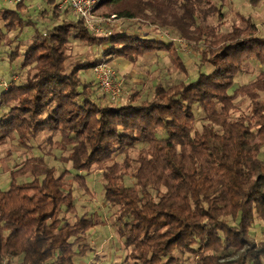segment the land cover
<instances>
[{"label":"trees","instance_id":"trees-1","mask_svg":"<svg viewBox=\"0 0 264 264\" xmlns=\"http://www.w3.org/2000/svg\"><path fill=\"white\" fill-rule=\"evenodd\" d=\"M216 1L100 0L96 8L107 17L145 20L186 42L198 56L194 78L175 42L114 30L96 36L52 0L45 32L16 13L23 1L15 10L0 8L8 31L33 28L30 47L8 55L9 63L22 56L25 77L0 90V148L15 140L31 149L46 133L45 143L60 153L56 160L70 165L58 172L46 154H34L9 171L8 188L0 190V264H74L90 252L85 236L99 222L79 216L74 189L87 193L85 177L94 171L104 201L115 209L125 263L182 264L189 254L195 264H264V37L249 18L223 32L224 0ZM213 17L217 23L207 25ZM71 40L104 50L67 72ZM157 52H165L189 81L156 84L151 98L141 102L134 93L114 106L79 78L113 59L133 65ZM248 63L263 71L235 88ZM237 98L248 102L250 112L232 118ZM196 110L205 121L200 130ZM257 220L263 227L259 242L250 235Z\"/></svg>","mask_w":264,"mask_h":264},{"label":"rangeland","instance_id":"rangeland-1","mask_svg":"<svg viewBox=\"0 0 264 264\" xmlns=\"http://www.w3.org/2000/svg\"><path fill=\"white\" fill-rule=\"evenodd\" d=\"M214 1L216 4H220L216 0ZM249 3L250 0H224L221 4L224 14L221 25L223 32L228 31L233 26H242L244 19L249 18L256 25L259 34L264 37V1L256 5ZM24 4L21 12L16 13L20 14L23 20H29L34 23V26L40 32H45L50 27V23L46 17L50 16L53 5L48 4L47 0H27ZM15 6L16 4H9L6 8L15 10ZM96 15L103 19L109 18V26L102 27L106 31L114 30L130 35H149L159 40L175 42L177 53L180 55L181 61L188 70V74L192 78L195 77L198 56L186 42L178 39L176 35L171 34L169 31L153 29L145 20H112V16L107 17L104 15L102 8L96 10ZM66 18L74 19L71 11L67 12ZM216 23L217 20L214 17L209 18L207 21V25L209 26L215 25ZM5 26V22L1 19L0 15V37L3 36L0 41V82H6L8 89L11 84L18 85L23 83L25 77V71L21 68L22 56H19L12 63H9L8 55L15 48L21 54L30 47L33 28L31 26L15 25V27L8 31ZM103 50V47L87 45L76 40H71L65 63L67 72H70L77 64H86L93 59L100 58ZM106 65L115 72L121 85L120 98L114 106L126 103L129 96L134 93L137 94L138 101L141 102L144 99L151 98L153 87L156 84L169 86L179 80L189 81L186 74H182L173 66L169 56L165 52L151 53L139 57L133 65L121 59H113ZM261 71H263L261 65L248 63L244 72L235 79V88L254 80ZM93 77L92 70L79 73L80 80L83 83H91L97 89L99 99L103 102L105 98H101L102 95L95 85ZM0 90L3 89L0 88ZM260 100L264 102L263 94H260ZM234 102L236 107L231 114L232 118L249 114L250 111L246 100L237 98ZM195 114L197 119L196 128L200 130V127L205 121L199 110H196ZM47 137L48 135L44 133L37 141L31 142V149L19 146L15 140L9 141L5 146L0 148V190L8 188L10 182L9 171L13 170V167L24 159L34 154H46L47 162L49 165L54 166L58 172L69 168L70 165L61 164L56 160L60 153L53 145L45 143ZM56 140H58V137L53 139V141ZM48 152H50V155H47ZM135 154L136 150L132 151L130 154L131 158H134ZM117 159L121 161L122 157ZM259 159L264 161V148L259 153ZM23 179L28 180L29 177L25 176ZM85 182L86 186H88L87 193L79 191L78 188L74 189L77 212L79 216L82 214L91 215L99 223L98 226L92 228L85 236L86 242L91 246L92 250L87 252L83 257L75 258L74 264H131V262L125 263V257L128 251L124 249L122 241L116 235L115 216L113 213L115 209L109 207L104 201L100 173L97 171L91 172L90 175L85 177ZM126 184H131V181L127 179ZM68 219L69 222L73 221L72 217ZM250 235L255 242L261 241L263 227L259 220L254 224ZM17 262V260H13L11 264H16ZM181 263L195 264L196 262L188 254L181 258Z\"/></svg>","mask_w":264,"mask_h":264},{"label":"built area","instance_id":"built-area-1","mask_svg":"<svg viewBox=\"0 0 264 264\" xmlns=\"http://www.w3.org/2000/svg\"><path fill=\"white\" fill-rule=\"evenodd\" d=\"M21 0H0V7H6L9 4H17ZM56 8L60 11L68 9L75 18L83 21L88 31L99 37H107L109 32L104 30L103 26H109V18H100L96 15L97 5L100 0H52ZM116 19L115 16L111 17ZM99 91L107 96L111 103H116L121 94L120 82L115 72L106 64H99L92 69ZM0 88L6 92V82H0Z\"/></svg>","mask_w":264,"mask_h":264},{"label":"crops","instance_id":"crops-1","mask_svg":"<svg viewBox=\"0 0 264 264\" xmlns=\"http://www.w3.org/2000/svg\"><path fill=\"white\" fill-rule=\"evenodd\" d=\"M27 0H23V4L26 2ZM24 5H26V4H24Z\"/></svg>","mask_w":264,"mask_h":264}]
</instances>
